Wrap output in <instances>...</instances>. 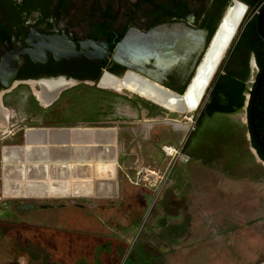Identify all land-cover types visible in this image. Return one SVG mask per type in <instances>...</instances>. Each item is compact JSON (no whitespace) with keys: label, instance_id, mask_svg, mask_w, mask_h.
Instances as JSON below:
<instances>
[{"label":"rangeland","instance_id":"obj_1","mask_svg":"<svg viewBox=\"0 0 264 264\" xmlns=\"http://www.w3.org/2000/svg\"><path fill=\"white\" fill-rule=\"evenodd\" d=\"M250 70L252 81L257 71ZM207 95L195 111L179 114L125 89H72L41 117L53 123L64 116L66 123L113 117L98 127L119 134L116 176L141 181H120L114 197L99 196L94 181L90 197L22 198L4 197L0 179V264H264V163L251 146L244 110L205 117L197 128ZM16 107L33 108L24 101ZM16 121L10 117L0 127V161L3 147L21 143L23 129L12 135ZM166 130L171 141L183 133L186 144L192 139L194 158L186 165L195 176L193 185L167 200L161 194L170 170L188 158L184 147L174 160L159 154ZM23 204L35 209L18 208Z\"/></svg>","mask_w":264,"mask_h":264},{"label":"flooded vegetation","instance_id":"obj_2","mask_svg":"<svg viewBox=\"0 0 264 264\" xmlns=\"http://www.w3.org/2000/svg\"><path fill=\"white\" fill-rule=\"evenodd\" d=\"M263 7L264 0H0L1 121L6 125L10 117H17L14 126H18V129L12 135L15 136L23 129L24 133L19 140L21 143L25 141L26 131L29 142L31 132H40L35 129L79 127V130H83L85 127L100 128L98 125L102 123L110 124L109 120H113V117L101 119L91 115L80 116L74 122L66 123L68 118L64 116L61 123H53L41 116L50 112L62 98L71 95L72 89L86 85L102 89L98 85L105 74L124 76L128 70L111 59L118 44L127 35L137 32L145 35L156 28L166 32L176 31L178 27L205 32V44L200 56L197 58L196 54H192L184 64H178L166 76L165 84L181 92L193 76V72H190L193 63L195 62L194 71L224 19L227 29L228 17L230 22H237L229 44L237 36L228 53L230 45L226 46L217 62L215 73L204 93L205 95L207 92L208 95L201 111L209 102L211 90L221 80L225 69L234 68L235 73L240 74L248 67L249 75L244 81L241 107L228 113L212 114L232 115L244 110L247 123L249 92L258 67L252 65V60L255 61L252 54L249 59L244 56L236 62H233L231 55L238 36L248 22L253 19L257 21ZM100 51L107 52L108 55L101 57ZM251 67L257 71L252 81L249 80L250 72L253 71L250 70ZM218 69L219 73L216 75ZM33 87L36 89H32ZM122 89L124 88L119 90ZM19 101H24L33 108H13ZM220 105L228 107L229 98L221 95ZM8 111H12L14 116L7 114ZM19 122L30 127L24 129ZM200 127L201 125L199 129ZM67 136L68 134L63 141H67ZM43 140L48 141L37 138L33 142ZM25 158L23 153H18L15 157L18 161Z\"/></svg>","mask_w":264,"mask_h":264},{"label":"crops","instance_id":"obj_3","mask_svg":"<svg viewBox=\"0 0 264 264\" xmlns=\"http://www.w3.org/2000/svg\"><path fill=\"white\" fill-rule=\"evenodd\" d=\"M149 118H152L151 115H149ZM149 124L150 122L146 125L148 126ZM197 128H199V126ZM98 129H91L90 131L86 129L81 130L83 134H86V137L82 136V138L80 139L74 136L73 131L75 130H70V136H67V141H63L65 139L61 140L59 138L48 139L46 138V136L43 137V134H39L37 132V138H45L48 141L43 140L33 142V140H37V138H33L30 139V142L28 141L27 144L24 141L22 143H18L17 145L5 146L7 148L16 150H18V148L25 150L27 147L28 151L31 150L30 148L34 147L33 150H36V154L32 158H35L36 160H32L31 158V164H36L37 159L40 160V162H38L37 164H41V162L44 163L45 167L43 171H45L46 176H19L18 174V176H14L20 171H17L13 175L12 171L7 167L15 163L17 166L23 163L22 166H24V163L27 162L26 160L28 158L26 157V160H21V163L18 160L16 162H5V160L3 161L5 148H2L3 154L0 161V163L2 164V176L0 179L3 186V196H18L22 198H65L68 196L90 197L93 194L92 183L94 181L98 186H100L99 190L102 194L99 196L114 197L115 195H117V189L120 185L119 182L123 180H128L129 182L133 181L135 180V176H116V167H119V163H117V154L115 153L114 147L119 140V134L117 133V130L112 127H100ZM95 133H97L96 135H98V140L93 136V134L95 135ZM167 133L168 132L166 130V132L161 133L159 136V142L157 146L159 154L161 156H164L162 151L163 146H171L177 149L185 148L183 151L188 160L187 162L184 160H179V162H177L175 166L171 168L168 177V185L164 188V191L161 194V197L164 196L166 200L168 199V197L177 198L178 196H180L182 188L187 186L186 183L191 184L192 182L191 185H193L195 182V176H188L190 174L189 172L192 171V168L186 165L190 163V160L192 158H194L189 148V146H192V139L189 140L188 144H186L187 139L189 138H187L186 134L183 133L180 134L181 136L177 137L176 140L171 141ZM42 143H44V146H41ZM33 144H35V146ZM38 148L39 150H37ZM22 153L25 156V153ZM53 165H55L56 167H53ZM73 169L74 171L79 173L80 176H65L66 172H69L71 175ZM5 183H11L10 188L11 186H14V194H9L8 196L5 195L4 191L6 189L8 190L9 188V185ZM56 183H58V186H56ZM193 187L195 188V185ZM62 191L64 194H60V192Z\"/></svg>","mask_w":264,"mask_h":264},{"label":"water","instance_id":"obj_4","mask_svg":"<svg viewBox=\"0 0 264 264\" xmlns=\"http://www.w3.org/2000/svg\"><path fill=\"white\" fill-rule=\"evenodd\" d=\"M263 15L264 7L258 14L256 21L258 35L264 43V34L262 32ZM220 29L221 28H219V30ZM204 44L205 32L203 30H194L181 27H178V30L172 32H166L163 31L161 28H156L145 35L140 34L138 32L135 34L127 35L122 40V42L118 44L115 53L111 56V59L113 62L119 64L121 67L127 69L128 71L124 76L114 77L118 80L123 81L125 79V76L129 75V73H134L154 85L153 89H151L149 85L147 86L149 89L148 93L150 96L144 99L152 102L153 104L165 110H168L170 104H179L180 107H182L183 112H185L186 110H191L189 103L190 90L197 83H199L198 81L204 72V70H200L199 67L205 62L206 51L203 55L202 61L199 63V65L194 71L193 67L195 65V62L193 63V67L190 71L193 72V76L190 79L189 83L185 86L183 91L179 92L171 89L165 84L164 81L166 80V76L170 74L178 66V64H184L192 54H196V57L198 58L203 52ZM106 55H108L107 52L100 51L101 57H104ZM252 65L256 66L254 59L252 60ZM210 73L211 71L209 72V74ZM213 75H211V78H209L210 75L205 77V79L202 80L201 85H199L200 92L196 97L195 103L193 102V107L195 105L194 109L198 108L204 96V93L207 90L209 83L211 82ZM263 75L264 69L260 73L259 79L257 80V85L259 84L260 79L263 77ZM87 128L98 129L92 127H85L83 129ZM77 129L80 128L77 127L53 130L41 128L35 130L58 132L64 131L69 136L70 130ZM24 140L27 144V131L24 134ZM41 146H44V143H42ZM39 207L46 208L47 206L39 205ZM18 208L22 210H33L35 209V205L23 204L19 205Z\"/></svg>","mask_w":264,"mask_h":264},{"label":"trees","instance_id":"obj_5","mask_svg":"<svg viewBox=\"0 0 264 264\" xmlns=\"http://www.w3.org/2000/svg\"><path fill=\"white\" fill-rule=\"evenodd\" d=\"M262 32L264 34V17L262 21ZM255 57L258 73L249 92V101L247 107V130L250 135V143L255 149L258 157L264 163V75L257 85L261 71L264 69V43L260 39L257 31L256 19L251 20L244 27L238 36L231 55L233 62L246 56ZM249 68L246 67L236 74L234 68L225 69L221 80L214 84L209 96V102L201 111L197 124L201 125L203 119L215 112H232L241 107L245 89L244 81L248 78ZM229 98L230 105L222 107L220 105V96Z\"/></svg>","mask_w":264,"mask_h":264},{"label":"bare ground","instance_id":"obj_6","mask_svg":"<svg viewBox=\"0 0 264 264\" xmlns=\"http://www.w3.org/2000/svg\"><path fill=\"white\" fill-rule=\"evenodd\" d=\"M236 23L237 22H235V23L230 22L229 18L227 17V29H226V23L224 22L220 27L221 29L213 37V39L210 43V46H209V48L205 54L206 55L205 56V62H204V64H201L199 67V69L204 70V72L198 81L199 83H197L190 90L189 103H190L191 110H188L189 112H192L195 110L194 109L195 105L193 107V102L195 103L196 97L198 96V94L200 92L199 91V85H201V82L203 79H205V77L210 75L209 78H211V75L214 74L216 67H217V62H218L219 58L221 57V55L223 54L226 46L229 45L231 38L233 36V33L235 32V24ZM210 71H211V73L209 74ZM148 85L151 89L154 88L153 84L149 83L147 80H145V79L141 78L140 76L133 74V73L132 74L130 73L129 75L125 76V79L123 81L118 80L117 78H115L109 74H105V76L99 82V86L101 88H108V89H112V90H116V91H118L120 88H124V89H127V90L139 95L142 98H148L150 96L148 93V91H149V89L147 87ZM172 105L173 104L169 105V107H168L169 111H171V112H183V109H182V107H180L179 104L173 105V106ZM1 120H2V118H0V127L5 125L3 123V121H1ZM86 130L90 131L91 129H86ZM85 132H87V131H85ZM38 133L43 134V137L46 136V138H48V139L49 138H51V139L52 138L53 139L59 138L61 140H63L67 134V133L63 134V132H53V131H51V132L50 131L49 132L48 131H45V132L40 131ZM73 133H74V136H76L78 139L82 138V136L86 137V134H83L81 130H75V131H73ZM96 134L97 133H95V135L93 134V136L96 137V139H97L98 135H96ZM29 136H30V139L37 138V132H31V134ZM69 136H70V133H69ZM20 150L19 149L18 150L11 149V148H5L4 149L3 161L5 160V162H8V163L11 161L16 162L17 160L15 159V157L17 156L18 153L21 154L22 152H24L25 157L28 158L27 160L25 158V160L27 162L24 163V166H22L23 163L20 164L19 166H17L15 163V164L7 167L12 171L13 175L17 171H20L19 173H16L14 176H16L17 174L19 176H46L45 171H43V169L45 167L44 163L41 162V164H37L38 162H40V160L37 159L36 164H34V165L31 164L32 160H36L35 158H32L36 154V152H35L36 150H33L31 148V150L28 151L27 147L25 150H22V149H20ZM37 150H39V148ZM31 158H32V160H31ZM13 159H15V160H13ZM41 161H43V160H41ZM20 163H21V160H20ZM53 167H56V166L53 165ZM65 176H73L74 177V176H80V175H79V173H77L73 169L71 175L69 172H66ZM5 184L9 185L8 190L6 189L4 191L5 195L8 196L9 194L10 195L14 194V192H15L13 189L14 186H11V188H10L11 183H5ZM56 184L55 185L58 186V183H56ZM59 186H61V185H59ZM64 192H66V191H64ZM62 193H63V191L60 192V194H62Z\"/></svg>","mask_w":264,"mask_h":264},{"label":"built area","instance_id":"obj_7","mask_svg":"<svg viewBox=\"0 0 264 264\" xmlns=\"http://www.w3.org/2000/svg\"><path fill=\"white\" fill-rule=\"evenodd\" d=\"M181 150V148H180ZM162 151L164 152V154L167 156V157H172V159L174 160V158L176 156H178L180 153H179V149L177 148H174V147H171V146H163L162 147ZM138 182H137V181ZM139 181H141V178L138 176L137 178L135 177V180L133 181H130L131 183L133 184H138Z\"/></svg>","mask_w":264,"mask_h":264}]
</instances>
